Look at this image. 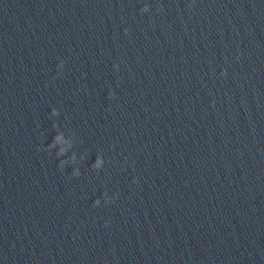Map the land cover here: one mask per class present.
I'll list each match as a JSON object with an SVG mask.
<instances>
[{
  "label": "clouds",
  "instance_id": "1",
  "mask_svg": "<svg viewBox=\"0 0 264 264\" xmlns=\"http://www.w3.org/2000/svg\"><path fill=\"white\" fill-rule=\"evenodd\" d=\"M196 3V0H191V3L188 5L189 11L192 10L193 5ZM161 8H157V12L161 11ZM150 12V5L145 3L143 7L140 8V14L143 15L145 13ZM125 32L127 33L128 30L126 29ZM236 60H239L240 57L237 55ZM64 68V61L61 60L58 63V69L63 70ZM113 70L116 72H119V65H113ZM227 75L226 70H222L220 72L221 77H225ZM114 93H109V98H113ZM60 112L58 109L53 107L50 112V117L53 118V124H52V129L55 131V135L52 137V140L50 143L47 144V146H39L37 148V151H46L48 153H52L55 151V156L59 160L58 167L61 170L66 169L67 167L71 166L73 168L71 172V177L72 178H79L80 176V170L76 165L80 162L83 161L86 157V153L81 156H77V153L73 150L74 149V139L72 134H66L64 130H61V127L59 123L57 122V118L59 117ZM104 158L102 155H97L95 158L94 163L91 165V168L93 171H95L97 174L99 171L104 167ZM136 180H133V183H136ZM117 199L116 196L114 195H109L107 191L103 193V204L108 205L111 203H114L115 200ZM101 199H97L94 201L93 207H100L101 206ZM105 226L107 227L108 224L106 222Z\"/></svg>",
  "mask_w": 264,
  "mask_h": 264
}]
</instances>
